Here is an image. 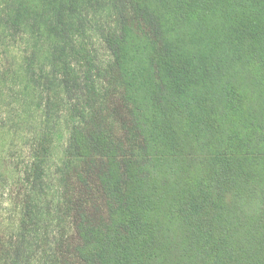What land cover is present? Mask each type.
Segmentation results:
<instances>
[{
  "label": "trees",
  "instance_id": "1",
  "mask_svg": "<svg viewBox=\"0 0 264 264\" xmlns=\"http://www.w3.org/2000/svg\"><path fill=\"white\" fill-rule=\"evenodd\" d=\"M0 1L70 100L77 34L111 58L71 107L58 264H264V0Z\"/></svg>",
  "mask_w": 264,
  "mask_h": 264
},
{
  "label": "rangeland",
  "instance_id": "2",
  "mask_svg": "<svg viewBox=\"0 0 264 264\" xmlns=\"http://www.w3.org/2000/svg\"><path fill=\"white\" fill-rule=\"evenodd\" d=\"M5 9L0 1V15ZM29 21L7 31L0 22V264H58V244L72 231L58 210L61 170L77 124L71 107L86 106V80L90 76L94 82L98 70L111 64L97 30L84 35L82 29L68 59L74 69L70 81L74 76L82 79L71 83V101L61 84L63 68L55 74L46 64L42 42L36 44L32 38L39 33L38 23ZM83 48L86 55L77 53ZM46 135L48 153L39 148ZM22 219H27L23 230Z\"/></svg>",
  "mask_w": 264,
  "mask_h": 264
}]
</instances>
